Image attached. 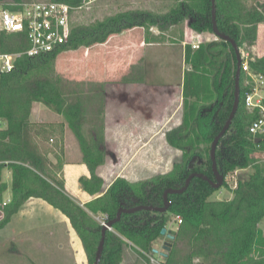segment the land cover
<instances>
[{"label": "trees", "instance_id": "trees-1", "mask_svg": "<svg viewBox=\"0 0 264 264\" xmlns=\"http://www.w3.org/2000/svg\"><path fill=\"white\" fill-rule=\"evenodd\" d=\"M6 1L0 0V3ZM54 1L81 6L86 0ZM215 14L219 31L232 37L239 48L251 47L257 40L258 24L264 22V4L245 11L241 0H215ZM184 20L194 31L212 32L210 0H178L162 14L130 10L92 24L75 25L68 43L59 50L33 57L22 55L16 59L12 71L0 74V117L8 125L0 129V210L3 212L0 229L29 198H41L69 218L88 263L93 264L102 227L95 216H101L102 221L114 217L127 189L140 199L149 198L150 203H155L151 196L146 197L151 189L147 182L117 178L105 189L103 178L96 173L97 153L81 133L82 102L66 103L61 88L49 77L32 75L52 63L61 51L103 44L110 36L135 27H157L164 31ZM28 46L25 33L0 35V50L4 53L23 52ZM184 58L190 70L183 77L181 122L166 133L167 142L180 149L182 156L172 170L150 178L157 185L155 191L160 201L165 187L174 186L184 178L183 173L188 170L185 163L192 155L200 156L202 162L189 170L213 179L210 144L226 122L234 100L236 57L230 43L217 39L200 43L196 48L186 44ZM249 66L253 72L264 76V56L249 59ZM249 90L240 76V102L216 149L217 165L225 176L237 169H251L245 178L237 180L232 198L208 200L215 189L207 181L193 178L186 192L170 196L172 204L168 215L157 214L150 219L146 211L123 215L113 226L117 234L113 231L105 234L100 264H120L124 244H132L148 261L145 254H153V243L163 237L162 228L167 226L170 216L177 215L181 222L174 230V237L167 240L162 264H192L195 259L200 260L198 264H264V236L258 228L264 216V160L253 156L264 152V134L254 136L249 132L251 123L260 116L259 109L245 106L244 97ZM32 102L63 114L78 140L83 163L90 173L89 177L80 176L78 183L95 197L83 206L66 193L63 182L49 177L56 170L36 143L37 135L26 121ZM4 168L12 172V197L2 204L8 187L2 181ZM180 239H186L188 244L184 255L177 254L176 241Z\"/></svg>", "mask_w": 264, "mask_h": 264}, {"label": "rangeland", "instance_id": "rangeland-1", "mask_svg": "<svg viewBox=\"0 0 264 264\" xmlns=\"http://www.w3.org/2000/svg\"><path fill=\"white\" fill-rule=\"evenodd\" d=\"M241 1L245 11L264 4L257 0ZM177 3L178 0H86L81 8L74 11L73 23L88 25L130 10L162 14ZM186 23L187 20H184L164 31L157 27H139V30H135L141 31L146 41L161 44L159 47L147 48L145 65L140 61V64L127 69V62L121 60L123 46L127 40L124 34L120 35L123 31L104 44L61 51L52 63L39 68L32 75L49 77L61 88L66 103L82 102L84 119L81 133L97 153L99 165L96 173L103 178L105 186L118 175L130 182L147 181L167 173L174 164L181 161L182 151L167 142L166 133L180 124L182 109L171 117L162 119L161 117L167 114L159 113L158 108L168 103L169 109L172 110L179 103L175 84L180 78L182 67L188 66L182 61V46L179 45ZM201 32L197 39L191 42L192 48V45L218 39L208 30ZM261 33L264 35V30ZM262 34L260 47L264 48ZM253 46H243L239 49L244 51L249 59L257 58L252 52ZM153 84L158 85L156 89L152 87ZM169 85L172 87L170 92H175L172 95L173 102L167 93L170 90ZM26 121L31 125L32 133L37 135L36 143L47 154L56 170L49 177L55 182L64 183L65 164L83 162L80 145L68 127L65 116L42 103L32 102ZM3 125L4 128L8 126L6 122L2 127ZM258 154L260 155V152L253 156L259 158ZM250 171L251 169L247 168L228 173L225 177L227 185L224 186L223 183L208 200H227L232 197L237 180L245 178ZM11 196L12 191L9 196H3L2 204L8 202L5 201L7 197L10 201ZM2 217L3 212L0 210V220ZM94 218L100 223L103 222L101 216ZM177 224L175 216H172L169 227L176 230ZM59 232L54 245L57 249L60 248L58 256L62 258L61 264H89L83 247L78 243L79 236L71 231L68 242L67 235L61 229ZM164 240L166 238L163 236L153 243V248L158 252L145 254L148 261L131 246L132 244H124L120 264H162L163 254L167 251L162 247ZM176 248L177 254H186V239L177 240ZM11 249L10 244L0 246V264H23L24 259L18 258ZM42 258L43 264H57L56 255L44 254ZM199 261L195 259L192 264H198Z\"/></svg>", "mask_w": 264, "mask_h": 264}, {"label": "crops", "instance_id": "crops-1", "mask_svg": "<svg viewBox=\"0 0 264 264\" xmlns=\"http://www.w3.org/2000/svg\"><path fill=\"white\" fill-rule=\"evenodd\" d=\"M257 1L260 3H264V0ZM139 29V27H135L120 34H124L127 37V40L125 42L126 44L123 46L122 50L123 55L121 57V60H123V62H127V69L131 68V66L135 64H140V61H143L142 63L145 65L146 57L148 56L147 48L159 47L161 45L157 42L155 43L152 41H146V38L141 31H135ZM263 30L264 22H261L257 26V42L252 47V52L257 57L264 56V48L260 47V44H262L260 43V37ZM199 33L200 32L189 29L188 23H186L179 42V45L182 46V61H184V63H186L184 58L185 45L194 42V40L197 39V36L200 35ZM201 33H204V31H202ZM113 36L115 35L110 36L108 39L110 40V38H112ZM262 36L264 35L262 34ZM197 46L198 45H196V47ZM116 58L118 59V57ZM189 66L190 65L188 64L187 67H182V69L180 70V78L179 80H177V84H175V86L177 87V92L179 94L178 105L175 106L172 110L169 109L170 107L168 106V103H165L161 108H158L159 113L167 114L166 116H162V119H167L177 111L182 109L183 77L185 72L190 70ZM129 85L131 84L129 83ZM157 86L158 85L153 84L152 87L156 89ZM169 88L170 90H168L167 93L168 95H170L171 102H173L174 99L172 95L175 92H170L172 90V87L170 85L168 89ZM30 117H32V113ZM2 121L4 124L5 120L2 119ZM4 126L5 125H3V127L1 126L0 129H3ZM64 167L63 177L66 193L80 206H83L85 203L94 199L95 197L84 191L78 183V178L80 176H90L87 166L83 162H70L65 164ZM8 178H10L9 181ZM2 181L5 182L8 186L7 190L3 193V196H5L6 194L9 196L12 191V172L9 168L3 169ZM108 186L109 184L105 186V189ZM231 198L232 197H229L227 200ZM5 201H9L8 197ZM263 220L264 216L258 222V228L261 230L264 236ZM60 229L67 235L68 242L70 240L69 238L71 235V231H73V233H76L69 218L59 209L53 207L41 198L31 197L21 206V208L15 214L11 216L10 221L0 229V246L10 244L12 247L10 251H13V253L15 252V255L18 256V258H23V264H43L44 261L42 257H44V254L45 256L56 255V263L61 264L62 258L58 256V249L60 248L57 249V247H55L54 245V240L58 239ZM75 235H77V233ZM78 243L80 244V246H82L80 238L78 239ZM35 250H37V252H35ZM32 252L34 254H32Z\"/></svg>", "mask_w": 264, "mask_h": 264}, {"label": "built area", "instance_id": "built-area-1", "mask_svg": "<svg viewBox=\"0 0 264 264\" xmlns=\"http://www.w3.org/2000/svg\"><path fill=\"white\" fill-rule=\"evenodd\" d=\"M81 6L54 0L0 3V35L25 33L29 44L23 52L4 53L0 50V74L12 71L16 59L22 55L33 57L52 53L66 45L75 26L73 13ZM192 46L196 48V45ZM240 54V76L244 84L250 87L244 97L245 106L260 111V116L249 126V132L257 136L264 134V76L251 70L249 58L244 51H240ZM2 124L0 117V127ZM259 158L264 160V152H260ZM175 220L180 223V216H175Z\"/></svg>", "mask_w": 264, "mask_h": 264}, {"label": "water", "instance_id": "water-1", "mask_svg": "<svg viewBox=\"0 0 264 264\" xmlns=\"http://www.w3.org/2000/svg\"><path fill=\"white\" fill-rule=\"evenodd\" d=\"M211 2V24H212V33L220 40L225 41L230 43L232 46L235 57H236V69H235V78H234V100L232 104V108L230 110V113L228 115V118L224 125L222 126L221 130L217 133V135L213 138L211 144H210V151H209V156L211 160V165H212V171L214 175V179H210L209 177L205 176L202 173H192L188 176L186 180V184L180 188V189H174V188H166L163 192V198H164V206L163 207H155V206H150V205H139L130 209H119L116 214V218L108 220L104 223H102L101 227V235L100 239L95 251V257H94V263L93 264H100V259L101 255L103 252V247H104V239H105V234L107 230H111L113 224L117 222L120 218L121 212H135L137 210H154V211H159L163 212L168 208V202L166 201L167 195L168 194H177V193H182L187 185L189 180L193 177H201L204 180L208 182V184L215 190L219 189L220 187L223 186V183L225 182V175L220 172L217 169V164H216V149L218 146L219 140L223 137V135L226 133V131L229 129L232 119L237 111L239 102H240V74H241V63H242V58L240 54V49L239 46L237 45L236 41L230 37L229 35L219 31L217 28V22H216V14H215V0H210ZM174 230L172 229H167V228H162L161 234L166 235L169 239H172L174 237ZM162 247L164 249H167L168 247L166 244H163ZM153 252L157 253V249H153Z\"/></svg>", "mask_w": 264, "mask_h": 264}, {"label": "flooded vegetation", "instance_id": "flooded-vegetation-1", "mask_svg": "<svg viewBox=\"0 0 264 264\" xmlns=\"http://www.w3.org/2000/svg\"><path fill=\"white\" fill-rule=\"evenodd\" d=\"M182 104H183V102H182ZM201 162H202V158H201L200 156L192 155V156L186 161V163H185V164H186V170H187V169H188V170L191 169L194 165L199 164V163H201ZM216 164H217V161H216ZM217 169L220 171V167H219L218 165H217ZM171 170H172V169H171ZM188 170H187V172H185V174L183 173V176H184V175H185V176H184V178H183L182 180L175 182V183H174V184H175L174 186L165 187V188L162 190L161 195H160V197H161V201L158 200L159 194H158L157 191H155V188L157 187V185H155L150 179L147 180V181H133V182H147V183L149 184V187H151V189H149V190L147 191V193H146V197H147V196H151L155 203H154V204L150 203L151 200H150L149 198H147V200H142V199H140L139 197H137V196L133 193V191L127 189V190H126L127 192L124 193V196H123V197L119 200V202H118L117 211H118L120 208H121V209H130V208H133V207H136V206H139V205H150V206H155V207H163L164 204H165V202H164V198H163V192H164V190H165L166 188L180 189V188H182V187L186 184V180H187V178H188V176H189L190 174H192V173H201V172H195V171H190V170L188 171ZM168 172H169V171H168ZM212 172H213V171H212ZM220 172H221V171H220ZM89 174H90V173H89ZM163 174H165V173H163ZM202 174H203V173H202ZM161 175H162V174H161ZM205 176H206V175H205ZM117 178H124V177H121L120 175H118L117 177H115V178L110 182V184H109V186L106 188V190H107V189H108V188H109V187L115 182V180H116ZM193 178H201V177L193 176V177L189 180L186 189H185L182 193L186 192V190H187L188 186L190 185V183H191V181H192ZM201 179H203V178H201ZM213 179H214V175H213ZM203 180H204V179H203ZM205 181H206V180H205ZM144 188L146 189L147 187H144ZM182 193H177V194H182ZM171 195H173V194H168V195H167L166 201H167L169 204H168V208H167L165 211H163V212H159V211H154V210H137V211H135V212H121V215H120L119 220H118L117 222H115L114 224L120 222L121 217H122L123 215H133V214H136V213H138V212H142V211L149 212V213H148V219H150V218L153 217V216H158V215H168V213H169V209H170L171 204H172V200H171V198H170ZM117 211H116L114 217H112V218H110V219H107V220L101 222V224L104 223V222H106V221H108V220H111V219L116 218ZM157 214H158V215H157ZM136 218H137V217H136ZM171 220H172V216H170V220H169V222L167 223V226H166L165 228H167V229H171V228L169 227V223L171 222ZM114 224H113V226H114ZM101 226H102V225H101ZM113 226H112L111 230H107V231H113V232H115V233L117 234V232L114 230ZM107 231H106V232H107ZM100 235H101V230H100ZM163 236H164V238H166V240L163 241L162 245L168 243V241H167V240H168V237H167L166 235H163Z\"/></svg>", "mask_w": 264, "mask_h": 264}]
</instances>
